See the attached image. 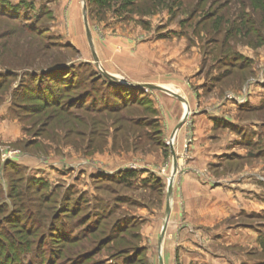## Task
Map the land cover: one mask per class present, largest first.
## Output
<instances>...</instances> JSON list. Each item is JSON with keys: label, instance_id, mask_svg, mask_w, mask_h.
<instances>
[{"label": "rangeland", "instance_id": "1", "mask_svg": "<svg viewBox=\"0 0 264 264\" xmlns=\"http://www.w3.org/2000/svg\"><path fill=\"white\" fill-rule=\"evenodd\" d=\"M0 8V203L6 206L0 237H7L0 242L24 250L25 264H161L167 258L170 250L159 242L148 247L135 239L136 213L144 205L161 208L168 199L176 165L147 176L141 167L161 156L172 164L176 138L169 133L184 99L144 84L172 81L175 86L165 88L185 100L192 98L188 91L201 89L207 101L232 102L227 120L216 121L241 136L247 154L219 172L259 163L250 178L264 184V0H0ZM169 49L172 56L157 62L156 55ZM164 61L166 76L160 72ZM57 63L71 71L69 81L51 80L64 74L60 70L42 75ZM93 70L148 91L150 110H110L120 103L105 97L107 87ZM70 82L79 88L67 91ZM24 89L31 98H21ZM78 99L107 110L71 104ZM159 140L166 148L156 145ZM192 141L190 134L183 147ZM126 170L138 176L122 185L117 176ZM152 175L162 180L161 196L144 183ZM10 185L21 195L12 198ZM241 221L248 223L250 241L224 260L264 264V210Z\"/></svg>", "mask_w": 264, "mask_h": 264}, {"label": "crops", "instance_id": "2", "mask_svg": "<svg viewBox=\"0 0 264 264\" xmlns=\"http://www.w3.org/2000/svg\"><path fill=\"white\" fill-rule=\"evenodd\" d=\"M171 52L170 49L163 50L156 55V61L172 56ZM162 67L160 72L166 76V69L170 67L165 61ZM180 70L186 74L192 69ZM168 83L163 86L171 89L176 84ZM200 92L201 89L197 93L188 91L191 100L181 96L184 101L180 100L182 113L177 122H183L177 129V125H173L169 133L170 136L175 133L176 138L172 164L161 156L159 164L152 161L153 164L141 167L146 174L142 176L162 166L168 170L174 160L177 168L168 199L162 201V207L144 205L136 213L141 219L139 233L144 244L149 247L151 241L159 242L160 247L170 250L167 258H160L161 264H227L224 255H231L234 247L250 241L248 223L241 220L264 210V184L257 177L250 178L251 174L257 175L255 172L261 167L259 163L245 166L242 172H219L226 162L247 154L240 145L241 136L235 130L216 124V119L227 120L235 105L225 98L217 102L207 101L200 97ZM253 97H250L251 103L258 105V97ZM228 120L236 124L234 119ZM190 134L193 141L185 149L183 145Z\"/></svg>", "mask_w": 264, "mask_h": 264}, {"label": "trees", "instance_id": "3", "mask_svg": "<svg viewBox=\"0 0 264 264\" xmlns=\"http://www.w3.org/2000/svg\"><path fill=\"white\" fill-rule=\"evenodd\" d=\"M0 12H3V11H1V8H0ZM89 65L90 64L88 62H86V66H89ZM62 67H65V66L63 64H58V63L57 64H53V65H49V67L47 66L43 70H41L42 71V75L46 76V77L48 76L49 78H51L50 75H52L54 73V71L58 72L60 70L59 72L60 73L64 72V74L61 75V76H58V77H56V76L53 77L52 76L51 80H54V81H57V82L58 81L59 82L69 81V79L66 80L65 78H67L69 76L71 71L70 70L68 71L65 68L61 69ZM96 77L98 78V79H96V81L103 82V86L107 87V89L105 90V97L106 98H110L111 100H114L115 102L117 101V102L120 103L119 105L116 103L117 105L115 104V106L109 107L110 110L114 109V110H112L113 112H118L121 108L132 106V105L143 106L145 112L150 110L149 108H151L150 105L152 104V100L148 98V93H147L148 91L147 92L146 91H142L143 89H140V88H137V87H134V86H132V87L125 86V85H123L121 83L112 81V80L106 78L105 76L100 75L99 73H96V75L93 76V78H96ZM39 79L40 80H46L45 78H41V77ZM67 84H70V86L69 85L66 86L67 91H70V89L71 90H75V89L79 88V85H76L73 82H70V83H67ZM31 94L32 93L30 91L26 92V90L24 89L22 94H21V98H23L24 96H26V99L31 98L30 97V96H32ZM106 94H107V96H106ZM15 97L16 98L20 97L19 92L15 95ZM80 99H82V98H80ZM80 99H78L79 101H77L75 103H71V104L72 105L81 104L86 109L94 107L96 104H98V102H95V101L92 100L91 103L88 105V103H84ZM115 102H113V104ZM100 103L103 104L101 102V100H100L99 104ZM239 107H240L241 111H250V110H252V109H250L249 107H247L245 105H240ZM94 108H95L94 109L95 111H99L98 109H100V108L101 109L103 108V111L107 110L105 108V104L101 105V107H96L95 106ZM63 119H66V117H64ZM140 123H141V121H136V120L134 122V124H137V125H139ZM216 124H219L220 126H223V127H227V124L225 122H222V121H216ZM147 125L149 126L150 124H147ZM155 132H157L158 135L160 134L159 129H157V131L155 129ZM148 135L150 136L151 132ZM243 138L244 137L242 136V139ZM246 141H247V143L249 142L248 143L249 145H251V141L249 140V138ZM246 141H245V143H246ZM156 145L157 146H162L163 148H166L165 143H163L161 140L157 141ZM137 176H138V171L126 170L123 173L119 174L117 177H118V182H120L122 185H129L130 181L135 179ZM144 183L145 184H148V183L151 184L152 188L155 189V191L158 194V196H161L163 194V183H162V180L159 179L158 177L152 176V177H150V179L148 178ZM0 187H1V185H0ZM9 187H10V194H11L10 196L12 198L16 197L17 195H21V193L19 191H16V189H11V185ZM0 192H2V191H0ZM4 204H5V202H1L0 203V213L1 212H5L3 210L4 208H6V206ZM13 222L16 223V221H13ZM139 224L140 223H137V222L135 223L136 226L139 225ZM121 228L122 229L119 228V231H122V232L126 231L125 230L126 228H124L123 225H121ZM0 238H2V240H7V239H5V238H7V237H5V235L0 237ZM135 239L138 240V241L142 240V236L139 233V230L136 232ZM19 243L20 242H18V245H19ZM138 247L146 248L145 246H138ZM18 248L19 247L17 246V248H15V249H18ZM17 251H18V253H17ZM17 251L13 252L12 250H8V248L4 247V245H1V242H0V256H4V258H5V260H3V258L0 257V264H6V263H8V264H25L24 260L21 258V255L23 253L22 251H24V250L18 249ZM126 261H128V259Z\"/></svg>", "mask_w": 264, "mask_h": 264}, {"label": "water", "instance_id": "4", "mask_svg": "<svg viewBox=\"0 0 264 264\" xmlns=\"http://www.w3.org/2000/svg\"><path fill=\"white\" fill-rule=\"evenodd\" d=\"M105 75L107 76V78H109V79L112 80V81L122 83V82L120 81V79H118V77H117L116 75H114V74H109V73L105 72ZM129 84H132V83H129ZM136 86H140V85H139V84H136ZM142 87H145V88H152V89H158V90L166 91L167 93H169V94H171V95H174L175 97H177V98L183 100V98L180 97L179 95H177L176 93H174V92H172V91L166 89L165 87H161L160 85H155V84H144V85H142ZM187 114H188V112L185 113V115H184V117H183L184 119H185V117L187 116ZM184 119H183V120H184ZM182 122H183V121H181L180 123H178L176 129L179 128V127L181 126ZM172 154H174L173 150H172ZM174 166H175V161H174ZM174 170H175V167H174ZM172 180H173V177L171 176V177H170V180H169V184H168V196H169V192H170V189H171ZM163 228H164V227H163Z\"/></svg>", "mask_w": 264, "mask_h": 264}, {"label": "built area", "instance_id": "5", "mask_svg": "<svg viewBox=\"0 0 264 264\" xmlns=\"http://www.w3.org/2000/svg\"><path fill=\"white\" fill-rule=\"evenodd\" d=\"M226 97L229 98V99H232V98H233V99H237V98L234 97L233 95H226ZM237 100H238V99H237Z\"/></svg>", "mask_w": 264, "mask_h": 264}]
</instances>
